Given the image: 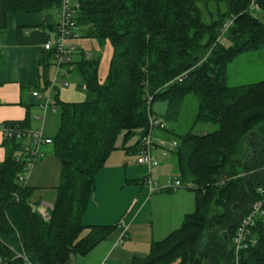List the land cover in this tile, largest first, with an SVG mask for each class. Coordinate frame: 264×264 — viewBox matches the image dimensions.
Masks as SVG:
<instances>
[{"label":"trees","instance_id":"obj_1","mask_svg":"<svg viewBox=\"0 0 264 264\" xmlns=\"http://www.w3.org/2000/svg\"><path fill=\"white\" fill-rule=\"evenodd\" d=\"M73 1L80 4L75 21L81 37L112 48L107 76L99 74V59L71 58L64 65L66 78L75 74L83 83L86 100L64 103L57 90L53 96L60 124L49 147L61 162V182L49 221L33 209L34 189L18 181L23 163L16 159L25 156L24 142L5 137L0 258L6 264H25L17 258L22 254L31 264H71L105 241L116 226L83 223L96 177L118 149L138 156L150 118L159 117L168 128L156 129L153 136L176 143L169 152L178 173L172 180L191 186L195 211L154 244L148 258L133 264H264V218L252 228L255 245L238 255L233 245L264 186V81L236 87L227 83L232 62L264 48V23L257 17L264 13V0H256L258 11L252 10V0ZM0 3L6 16L59 12L61 7L60 0ZM52 30L55 35L56 26ZM53 59V52H44L40 61L45 94L52 84ZM61 77L66 79L65 74ZM189 95L196 97L198 109L191 129L181 135L175 129ZM157 102L167 106L161 115L153 109ZM198 125L216 129L198 133ZM4 127L25 125L12 122ZM134 137L138 139L131 150L128 143Z\"/></svg>","mask_w":264,"mask_h":264},{"label":"crops","instance_id":"obj_2","mask_svg":"<svg viewBox=\"0 0 264 264\" xmlns=\"http://www.w3.org/2000/svg\"><path fill=\"white\" fill-rule=\"evenodd\" d=\"M57 21V11L55 14L6 16L0 3V126L23 122L26 129H43L45 135L42 120L45 115L40 117V113H34L36 108L43 111V100L34 97L33 92L42 91L43 44L52 36ZM71 77L77 84L71 91L62 92L63 87H58L59 99L64 103H82L86 100L83 83L75 74ZM32 115L37 123L42 120L41 128L35 126ZM47 116L48 112L44 121ZM157 136L162 137L160 133ZM5 143L0 131V163L7 157ZM132 146L128 144L129 148ZM155 152L158 160L162 158L159 161L163 165L169 153L164 154L162 150L161 153L160 149ZM169 162L172 165L169 169L172 167L175 171L173 177H178L172 154ZM44 165L43 162L42 167ZM160 166L153 171V168L143 167L137 163V153L131 155L125 149H118L110 156L96 177V189L83 223L88 227L116 228L90 253L74 257L71 264H133L138 259L148 258L154 244L164 241L183 225L186 216L195 211V193V197L177 190L151 193L145 184L146 177L150 175L157 183L167 181V168ZM38 170L41 171V167Z\"/></svg>","mask_w":264,"mask_h":264},{"label":"built area","instance_id":"obj_3","mask_svg":"<svg viewBox=\"0 0 264 264\" xmlns=\"http://www.w3.org/2000/svg\"><path fill=\"white\" fill-rule=\"evenodd\" d=\"M60 2L61 7L58 12V21L56 25V32L54 35L55 39L47 40L43 44L44 52H53L54 54L53 64L55 66V76L47 96H45V93H42L41 91L33 92L34 97H38L43 100L42 109L44 111V115H46L48 110L55 111L53 107V96L56 94L57 83L60 82L63 87H69L70 85L67 79H62L61 75L65 74V78L67 77L64 65L71 61V56L76 51V48L70 44V41L75 40L77 36L80 35L77 23L75 21L77 10L80 8V4L75 3L73 0H60ZM251 8L252 10H259V6L256 3V0H252ZM232 22L233 21H229L225 24L224 27L226 30L230 27ZM89 57L90 54H87L86 58L88 59ZM73 69L74 67H70L69 70L71 71ZM44 119L45 116L42 119L43 123ZM150 126L151 127L147 136L142 139V143L140 145V153L137 156V163L148 169L155 168L160 164V161L155 157L154 154L156 149L155 142L159 144L164 154H168L171 149L176 147V143H171L170 147L166 149V141L157 140L153 136V132L156 129L166 130L168 128V124L165 120L159 117H151ZM0 131L6 138H14L24 142L25 156L22 157L23 159L17 158L16 162L20 164L23 163L22 171L18 174V181L22 186L26 187L29 185L28 181L33 169L44 155L43 149L52 144V139L45 137L43 129L28 130L25 128L19 129L18 127L9 128L3 126L0 127ZM145 184L151 193H160L163 190L167 189L178 190L182 187L180 181L177 180H167L163 185H160L150 176L145 179ZM258 194L260 195V199L253 204L251 213L241 221L234 237L233 245L237 255L241 250L247 249L251 245L256 244V240L252 238V228L255 226L258 219L264 218V186L258 189ZM35 207L36 205H33L34 210ZM52 208L53 206L51 207L42 204L37 209L39 210V213L41 214L43 219L45 221H49L50 210ZM17 258L23 259L25 261V264H31L22 254H18ZM0 264L6 263L3 261V259L0 258Z\"/></svg>","mask_w":264,"mask_h":264},{"label":"rangeland","instance_id":"obj_4","mask_svg":"<svg viewBox=\"0 0 264 264\" xmlns=\"http://www.w3.org/2000/svg\"><path fill=\"white\" fill-rule=\"evenodd\" d=\"M51 12L52 14H55L56 11H51ZM257 17H259L264 23V13L259 12L257 14ZM51 38L52 40L55 39L54 34H52ZM70 44L76 48V51L71 56L73 61L82 60L83 56L86 57L87 54H90V57L88 58L89 60H93V59L100 60L99 74L102 79L106 78L108 67H109V62H110L111 55H112V48L109 43L105 45H101L97 40L90 39V38H83L80 35H78L75 40L70 41ZM54 76H55V70L52 69L51 71L52 81L54 79ZM66 79L67 81H69V84H70L69 87H63L60 82L57 83V88L63 87L61 88L62 92L73 90L72 88H74V85L77 84L76 79H74L73 77H68ZM261 81H264V48L260 49V51H257V52H249V53L245 52L244 54L239 56L234 62H232L228 66L227 83L229 86L236 87V86H242V85H248V84H255ZM47 95H48V92H46L45 96ZM64 96L66 97V94ZM153 109L156 113H158V115H161L165 111V109H167V106L165 104L157 102L154 104ZM197 109H198V102H197L196 97L194 95L187 96L183 104L182 112H181L179 121L177 123V126H176L177 128L175 129V132L181 135L189 132V130L191 129L193 125L194 118L197 113ZM35 112L40 113L41 114L40 117H43L44 115V111H41L40 109L38 110L36 108L34 110V113ZM32 118H33V122L35 126L41 128L42 120L38 121L37 123L34 120L35 115L34 116L32 115ZM59 124H60V121H59L58 110L57 111L48 110V116L46 120L44 121V127H43L45 130V137H51L52 139L56 138L59 132ZM215 129H216L215 126L206 127L203 125H198L197 128L195 129V132L200 133V132H203V130L213 131ZM31 130H34V129H31ZM137 139L138 137L132 138L128 144L134 145ZM122 142L123 140L122 138H120L117 145L121 146ZM166 143H167L166 149H168L172 142L167 141ZM43 150L46 152V156L43 153L44 155L42 157V160L38 161V164L33 169L30 179L28 181L29 187L34 189L31 200L33 204H36L35 211L37 213H39V210L37 208H39L42 204H45L48 206L54 204L55 199L57 198L56 188L58 187L60 183V167H61L60 160L52 153L51 147L47 146ZM156 155L155 157H157ZM170 156L171 154L169 153L168 157L164 161V164L162 165L160 163L159 166L161 165L160 167L165 166V168H167V169L164 168L166 175H168L167 180L172 181L173 173H175V171H173L172 167L171 169H169L170 166H172L171 163L169 162ZM159 160H162V158H160ZM43 162L45 165L42 167ZM159 166L153 168L152 171L154 169L158 170ZM40 167L42 169L41 171L38 170ZM153 180L156 181L155 179ZM159 184L162 185L163 183H159ZM181 185L182 187L178 189L177 191H180V192L185 191L187 193H190L192 197H195L194 192L190 190V187H191L190 185H187L186 187L183 182L181 183ZM175 264H179V261H177Z\"/></svg>","mask_w":264,"mask_h":264}]
</instances>
